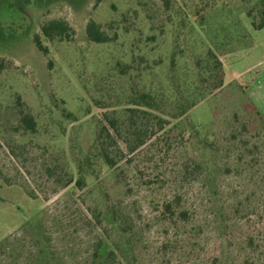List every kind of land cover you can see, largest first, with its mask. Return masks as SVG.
Here are the masks:
<instances>
[{
  "label": "rangeland",
  "instance_id": "374dc122",
  "mask_svg": "<svg viewBox=\"0 0 264 264\" xmlns=\"http://www.w3.org/2000/svg\"><path fill=\"white\" fill-rule=\"evenodd\" d=\"M255 2L0 0V240H22L18 231L40 220L62 263L89 264L104 232L102 203L116 201L138 264H264V129L242 93L251 85L264 98V27L253 30L246 17L256 16ZM195 9L202 11L193 19ZM50 20L71 31L68 40L42 39L44 54L33 40ZM89 21L106 43L88 40ZM242 29L243 43L235 39ZM208 48L223 65L224 86L184 121L158 129L149 118L120 129L107 141L114 169L94 162L97 176L77 189L74 160L96 152L100 127L88 120L148 88L182 85ZM171 54L179 59L173 72ZM61 107L79 120L68 123ZM24 115L36 133L25 131ZM191 125L196 131L179 137ZM134 134L145 143L129 153ZM204 138L210 145L199 153Z\"/></svg>",
  "mask_w": 264,
  "mask_h": 264
},
{
  "label": "trees",
  "instance_id": "16d2710c",
  "mask_svg": "<svg viewBox=\"0 0 264 264\" xmlns=\"http://www.w3.org/2000/svg\"><path fill=\"white\" fill-rule=\"evenodd\" d=\"M101 1L96 0L97 3ZM254 5L256 16L251 17V11H248L246 17L251 19L250 25L253 30H260L264 27V0H257ZM200 11L202 10L195 9L193 11V19H196ZM202 20L203 17L200 15L199 25L201 27L204 25L201 22ZM70 31L71 29L66 22L50 20L41 25L40 34L35 35L33 41L38 50L46 54L47 49L42 45V39L48 41H53L56 38L58 40H68ZM242 33L243 35H236L235 37L238 42H242L247 38V32L242 29ZM86 35L88 40L95 44L107 42V37L94 21L88 22ZM178 60L175 54H171L169 67L172 72L176 68ZM5 68V63L0 61V72ZM191 74L194 76V81L189 79ZM186 77L182 85L181 83L179 85L173 84L171 91L148 88L138 92L134 97L131 96L123 104L124 107H121L122 109L103 113L102 118L97 117L96 119L88 120L89 124L95 126L98 122L100 127L91 142V146L96 149V152L92 154L91 151L90 153L86 151L81 155V158L74 160L76 178L73 183L77 189L81 190L84 188L87 178H95L97 176L94 162H100L109 171L114 169L117 161L109 153V143L107 141L113 140L115 135H119L120 129L133 128L137 125L138 120L149 118L154 120V123L158 125V129L164 128L170 121H184L187 119L191 109L214 92L220 90L225 84L223 65L217 59L216 54L209 48L205 57H194L193 72L186 75ZM173 78L174 75L172 73L169 75V80L173 81ZM245 89L246 86L242 87L244 98L254 109L255 115L264 129V119L253 104L249 102ZM53 106L59 108L57 104H53ZM60 112L68 123H75L79 120L72 113L67 112L64 107L60 108ZM20 121L26 132L31 134L37 132L36 121L32 116L24 115ZM174 127L177 128V125L175 124ZM191 129L196 131V127L193 125L178 130L179 137L182 138L184 134H190ZM150 134H153V132ZM134 137V142L131 145H127L129 153L134 152L145 143V140L139 134H134ZM209 145L210 143H207L206 138H204L203 141L197 143L196 149L199 153H203ZM117 160L119 161L120 157ZM69 182H72V178ZM102 205L105 228L103 227L104 232L102 231L101 233L100 241L91 250L89 264H138L131 241V233L126 227L125 218L117 210L119 205H117L116 201L104 202ZM172 210L171 204L167 203L163 206V211L166 213H171ZM18 232L22 234V240L17 236V233L8 235L0 240V264H64L58 258L57 252L52 249L50 240L45 237V231L40 220L26 223ZM109 233L113 234L112 240L106 238Z\"/></svg>",
  "mask_w": 264,
  "mask_h": 264
},
{
  "label": "crops",
  "instance_id": "0c3cea01",
  "mask_svg": "<svg viewBox=\"0 0 264 264\" xmlns=\"http://www.w3.org/2000/svg\"><path fill=\"white\" fill-rule=\"evenodd\" d=\"M230 67V65H228ZM232 74H233V70L230 67ZM251 68H246L245 70L237 73L236 75L238 77H241L242 75H244L246 72H249ZM256 75H258V78L261 77L262 73H256ZM246 96L249 100L250 103L253 104V106L260 112V114L262 115L263 119H264V98L261 97L260 95H255L253 94V90H252V86L251 85H246Z\"/></svg>",
  "mask_w": 264,
  "mask_h": 264
},
{
  "label": "built area",
  "instance_id": "2783aa9c",
  "mask_svg": "<svg viewBox=\"0 0 264 264\" xmlns=\"http://www.w3.org/2000/svg\"><path fill=\"white\" fill-rule=\"evenodd\" d=\"M227 69L231 71V69H230V67H229V66H227Z\"/></svg>",
  "mask_w": 264,
  "mask_h": 264
}]
</instances>
